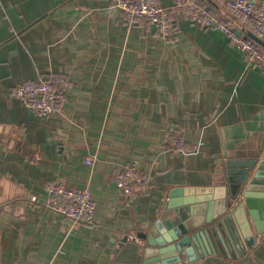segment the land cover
I'll list each match as a JSON object with an SVG mask.
<instances>
[{
  "label": "crops",
  "instance_id": "obj_1",
  "mask_svg": "<svg viewBox=\"0 0 264 264\" xmlns=\"http://www.w3.org/2000/svg\"><path fill=\"white\" fill-rule=\"evenodd\" d=\"M159 1L171 7L165 37L111 0H0V264H144L138 235L161 217L154 239L185 221L207 227L228 170L264 159V68L219 27ZM212 1L219 20L231 17ZM49 73L71 84L64 109L40 117L11 90ZM169 129L194 151L170 152ZM132 160L152 178L147 196L115 187L117 168ZM53 181L90 189L92 222L44 206ZM174 188L181 214L165 209ZM190 264H264V227L251 221L232 247Z\"/></svg>",
  "mask_w": 264,
  "mask_h": 264
},
{
  "label": "built area",
  "instance_id": "obj_2",
  "mask_svg": "<svg viewBox=\"0 0 264 264\" xmlns=\"http://www.w3.org/2000/svg\"><path fill=\"white\" fill-rule=\"evenodd\" d=\"M130 20L144 19L148 25L155 24L158 33L169 36L174 31L171 7L165 6L159 0H111ZM222 8L236 21L246 25L256 35L264 39V4L255 0H217ZM174 7L190 21L202 26H215L222 29L233 46L247 60L264 68V48L255 45L239 36L235 31L209 11L207 7L196 0H172ZM70 80L63 74L49 73L35 80L25 81L12 88V95L19 99L28 109L40 117L61 112L67 103V91ZM164 145L174 154H187L194 151V146L185 140L175 130L169 129L163 138ZM92 160H86L92 165ZM115 187L126 197L147 196L153 189L150 175L139 170L137 160L121 164L115 173ZM44 206L55 211L73 222H92L95 216V206L89 188L75 190L66 187L60 181L45 185ZM36 201V197H31Z\"/></svg>",
  "mask_w": 264,
  "mask_h": 264
},
{
  "label": "water",
  "instance_id": "obj_3",
  "mask_svg": "<svg viewBox=\"0 0 264 264\" xmlns=\"http://www.w3.org/2000/svg\"><path fill=\"white\" fill-rule=\"evenodd\" d=\"M156 28L155 24L151 25ZM239 36L245 34L254 42L264 47V39L251 30L241 27L234 30ZM229 165V164H228ZM230 176L225 179V195L222 202H217L213 214L206 217L207 227L194 221L180 223L173 230L163 234V238L154 239L152 234L163 232L161 217L154 225L150 234L138 235L146 239L144 248V264H148L152 255L156 256L157 264H190L199 257L210 253H220V250L240 239V235L250 234V223L254 224L257 231L264 227V159L261 161H247L241 163L234 171L228 170ZM180 188L170 190L165 209L181 214V202L175 198L180 194ZM166 214L165 210L162 212ZM211 216V217H210ZM176 223V218L173 219ZM248 240V239H247ZM250 241V240H249ZM197 252V253H196Z\"/></svg>",
  "mask_w": 264,
  "mask_h": 264
},
{
  "label": "trees",
  "instance_id": "obj_4",
  "mask_svg": "<svg viewBox=\"0 0 264 264\" xmlns=\"http://www.w3.org/2000/svg\"><path fill=\"white\" fill-rule=\"evenodd\" d=\"M198 3L200 4H207L209 6V11L212 13V15H214L216 18L218 17L219 11H216L213 7V4L215 5V3L212 0H196ZM225 20H221L220 21L222 23H224L226 26H228L229 28L236 30V29H240L241 27L245 28L246 30H249L246 25L241 24L238 21L233 20L231 17H228L226 15H224ZM246 40L251 41L252 43H254L255 45H258L260 47H262L261 45H259L258 43L254 42L253 40H251L249 37H247L245 34L242 35ZM264 48V47H262Z\"/></svg>",
  "mask_w": 264,
  "mask_h": 264
}]
</instances>
